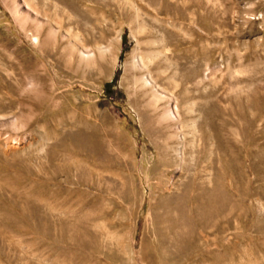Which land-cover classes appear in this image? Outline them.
<instances>
[{
	"label": "rangeland",
	"instance_id": "obj_1",
	"mask_svg": "<svg viewBox=\"0 0 264 264\" xmlns=\"http://www.w3.org/2000/svg\"><path fill=\"white\" fill-rule=\"evenodd\" d=\"M0 264H264V0H0Z\"/></svg>",
	"mask_w": 264,
	"mask_h": 264
}]
</instances>
